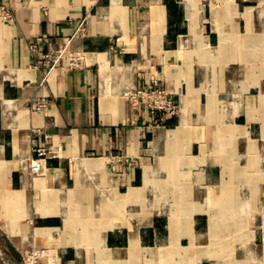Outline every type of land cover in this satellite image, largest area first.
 <instances>
[{
    "label": "crops",
    "instance_id": "obj_1",
    "mask_svg": "<svg viewBox=\"0 0 264 264\" xmlns=\"http://www.w3.org/2000/svg\"><path fill=\"white\" fill-rule=\"evenodd\" d=\"M0 250L264 264V0H0Z\"/></svg>",
    "mask_w": 264,
    "mask_h": 264
},
{
    "label": "built area",
    "instance_id": "obj_2",
    "mask_svg": "<svg viewBox=\"0 0 264 264\" xmlns=\"http://www.w3.org/2000/svg\"><path fill=\"white\" fill-rule=\"evenodd\" d=\"M3 17L7 20L12 18L11 12L2 7ZM82 29V30H81ZM81 32L84 31L83 26L80 28ZM72 65H77L81 63L80 57L71 58ZM128 99L132 103L134 108H145L151 109L154 114L158 115V121H164L167 117H172L178 115L179 104L178 101L158 82H152L147 87L138 88L135 91L129 92L127 94ZM39 156H46L47 148L42 146L36 150ZM34 171H39L41 169L40 162L35 161L32 164ZM30 264H38L37 256L33 255Z\"/></svg>",
    "mask_w": 264,
    "mask_h": 264
},
{
    "label": "rangeland",
    "instance_id": "obj_3",
    "mask_svg": "<svg viewBox=\"0 0 264 264\" xmlns=\"http://www.w3.org/2000/svg\"><path fill=\"white\" fill-rule=\"evenodd\" d=\"M0 262L1 264H10L6 258L2 257L1 250H0Z\"/></svg>",
    "mask_w": 264,
    "mask_h": 264
},
{
    "label": "water",
    "instance_id": "obj_4",
    "mask_svg": "<svg viewBox=\"0 0 264 264\" xmlns=\"http://www.w3.org/2000/svg\"><path fill=\"white\" fill-rule=\"evenodd\" d=\"M0 264H1V262H0Z\"/></svg>",
    "mask_w": 264,
    "mask_h": 264
}]
</instances>
